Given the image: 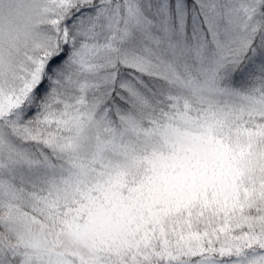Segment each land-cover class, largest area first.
<instances>
[{"label":"snow or ice","instance_id":"1","mask_svg":"<svg viewBox=\"0 0 264 264\" xmlns=\"http://www.w3.org/2000/svg\"><path fill=\"white\" fill-rule=\"evenodd\" d=\"M0 264H264V0H0Z\"/></svg>","mask_w":264,"mask_h":264}]
</instances>
